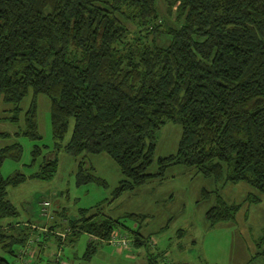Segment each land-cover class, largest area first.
<instances>
[{
    "label": "trees",
    "instance_id": "trees-1",
    "mask_svg": "<svg viewBox=\"0 0 264 264\" xmlns=\"http://www.w3.org/2000/svg\"><path fill=\"white\" fill-rule=\"evenodd\" d=\"M159 1L0 0V103L14 104L11 119L18 122L20 103L32 89L24 133L38 139L36 98L48 95L56 148L83 155L78 168L82 181L93 178L85 172L88 154L112 157L124 176L116 195L183 164L225 183L245 182L255 190L246 200L261 201L264 0H164L169 14L176 13L171 24ZM169 121L183 129L178 152L160 158L158 171L149 172L157 132ZM71 124V137L62 145ZM41 150L36 145L34 155ZM21 152L20 143L0 149V168ZM57 165L55 155H44L32 176L50 179ZM26 177L0 172V247L14 254V243L25 238L12 231L23 229L1 219L16 215L6 189ZM241 206L217 194L206 218L212 225L235 219ZM94 209H80L65 235L70 244L81 233L90 234L85 258L117 231L129 232L135 247L145 245L148 236L141 227L132 229ZM125 217L146 219L135 213ZM259 256L264 257V249L254 258ZM148 259L154 264L157 255L149 251ZM56 263L65 264L63 258ZM0 264L11 262L0 253Z\"/></svg>",
    "mask_w": 264,
    "mask_h": 264
},
{
    "label": "rangeland",
    "instance_id": "rangeland-1",
    "mask_svg": "<svg viewBox=\"0 0 264 264\" xmlns=\"http://www.w3.org/2000/svg\"><path fill=\"white\" fill-rule=\"evenodd\" d=\"M159 7L166 21L173 23L175 11L171 16L164 0L159 1ZM32 99L31 89L20 103L22 110L18 122L11 119L15 115L14 104L5 101L0 103V149L15 143L22 144L20 158H6L0 172L4 177L16 172L27 176L23 183L9 185L6 189L8 200L17 209L15 216L1 219V223H11L16 229L18 226L26 228L25 222L37 229L47 227L44 232L39 230L38 233L43 234L37 245L44 244V249H49L36 263L31 252L34 248L22 253L28 238L24 243H14L16 254L0 247L1 255L11 264H57L58 258H63L65 264H148L149 251L157 255L154 264H264L263 256L254 258L259 250L264 249V196L258 202L247 201L248 193L255 191L249 184L225 183L222 178L208 177L193 167L179 164L170 166L163 176L153 177L136 189L116 195V188L124 176L112 157L106 153L88 154L84 159L85 172H90L93 178L82 181L78 176V168L83 155L74 156L64 149L56 148L51 99L48 95L40 93L36 98L41 138L32 139L24 133L25 116ZM72 130L73 124L62 145L69 141ZM182 133V126L173 121L157 132L155 160L149 172L158 171L160 158L178 152ZM36 145L42 148L38 156L33 153ZM44 155H55L58 159L57 171L50 179L32 176L39 170ZM89 167L93 169L90 171ZM205 191L209 192V196H205ZM217 194L229 203L242 206L235 219L212 225L206 218V212L217 203ZM44 200L51 202L52 218L43 215ZM97 205L98 208L94 209ZM59 208L66 211L65 215L55 213ZM84 208L120 218L132 229L141 227L144 235L148 236L145 245L135 247L131 234L121 231L116 233L127 237L128 246L122 247L108 241L90 259L85 258L89 233H81L72 245H68L64 235L58 245H51L46 237L56 239L54 229L60 232L70 229V219L79 216L80 209ZM129 213L146 219L125 217ZM13 233L16 238H21V232L14 230ZM34 233L30 239L38 236L37 232Z\"/></svg>",
    "mask_w": 264,
    "mask_h": 264
},
{
    "label": "crops",
    "instance_id": "crops-1",
    "mask_svg": "<svg viewBox=\"0 0 264 264\" xmlns=\"http://www.w3.org/2000/svg\"><path fill=\"white\" fill-rule=\"evenodd\" d=\"M60 207V206H59ZM62 208H59L58 210H56L55 211V213H58L60 210H61ZM48 217V216H47ZM48 218H52V217H48ZM24 226L26 227V228H24L22 231H18V233H20V236L22 237V238H25L24 239V241H23V243L25 242V240L28 238H30L31 236H33V235H35L36 233H34V232H39V230L40 231H42V232H44V230L47 228V227H42L41 229H37V227H35V226H30L29 225V223H27V222H25L24 223ZM31 228V229H30ZM37 229V230H36ZM48 229V228H47ZM32 230H34V231H32ZM54 232H55V234L56 235H60L61 237H63V235L65 234V233H68L69 232V229L66 231V232H60V231H58V229H54ZM12 233H13V231H12ZM41 234H43V233H38L37 235V237L36 238H34L35 239V242H34V244L36 245H34L33 244V246H32V248H34V249H32V254L34 255V262H36V263H39V260L40 259H42V255L44 254V252H45V250H48V249H44V244H39V245H37L38 243H40L41 242ZM69 234V233H68ZM65 237V236H64ZM47 238V240H48V242H51V245L52 244H54V243H57V245H58V241H59V238L56 240V239H54V238H52L51 239V237H46ZM21 239V238H20ZM60 242V241H59ZM74 242H71L70 244H68V245H72ZM131 250H133V248L131 249Z\"/></svg>",
    "mask_w": 264,
    "mask_h": 264
},
{
    "label": "built area",
    "instance_id": "built-area-1",
    "mask_svg": "<svg viewBox=\"0 0 264 264\" xmlns=\"http://www.w3.org/2000/svg\"><path fill=\"white\" fill-rule=\"evenodd\" d=\"M50 208H51V202L49 200H44L42 202L43 215L48 216V217H52V214L50 215V211H51ZM67 234L68 233H65L64 236ZM108 241H110L111 243L116 244L118 246H122V247L128 246V242H129V240L127 239V237L125 235L117 234V233H114ZM34 242H35V239L29 238L26 241V243H24L26 246H25V250L22 251V253H27L29 249H32Z\"/></svg>",
    "mask_w": 264,
    "mask_h": 264
}]
</instances>
